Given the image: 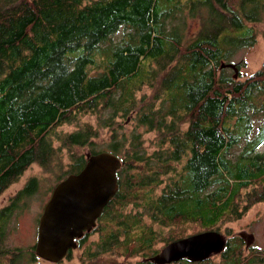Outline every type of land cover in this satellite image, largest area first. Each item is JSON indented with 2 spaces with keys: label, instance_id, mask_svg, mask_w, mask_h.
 <instances>
[{
  "label": "trees",
  "instance_id": "obj_1",
  "mask_svg": "<svg viewBox=\"0 0 264 264\" xmlns=\"http://www.w3.org/2000/svg\"><path fill=\"white\" fill-rule=\"evenodd\" d=\"M259 21L264 0H0V195L34 163L68 156L70 174L86 164V146L117 154L119 190L82 264L151 257L187 223L217 230L242 218L264 201V63L243 80L221 65L256 43ZM144 87L153 94L139 97ZM85 115L97 125L54 135ZM100 129L110 130L105 149L93 147ZM35 182L0 208V264L38 259L9 236ZM233 248L223 264H235Z\"/></svg>",
  "mask_w": 264,
  "mask_h": 264
},
{
  "label": "water",
  "instance_id": "obj_2",
  "mask_svg": "<svg viewBox=\"0 0 264 264\" xmlns=\"http://www.w3.org/2000/svg\"><path fill=\"white\" fill-rule=\"evenodd\" d=\"M237 65L223 62L221 67L232 68L237 78L240 71ZM85 157L86 164L80 171L68 174L55 185L39 218L34 252L45 261L59 263L71 250L77 249L78 240L96 227L105 207L119 190L117 172L123 161L117 154L103 150L87 152ZM238 235L247 248L255 240V235L248 231ZM227 241L219 230H204L167 243L147 261L153 264H171L184 259L202 262L222 253Z\"/></svg>",
  "mask_w": 264,
  "mask_h": 264
},
{
  "label": "rangeland",
  "instance_id": "obj_3",
  "mask_svg": "<svg viewBox=\"0 0 264 264\" xmlns=\"http://www.w3.org/2000/svg\"><path fill=\"white\" fill-rule=\"evenodd\" d=\"M176 14H181L177 12ZM192 25L189 26L190 31H194L198 28L197 23L190 20ZM251 25L255 28L257 34L256 43L247 48H243L239 50L232 59L228 62L239 63L242 64L239 74L241 75L239 79H246L247 76L251 75L258 69H260L264 63V21H259L255 23H251ZM121 36L117 35L116 38H120ZM99 69H92V73L98 72ZM228 71L231 74H234V70L232 68H228ZM154 90H150L148 87H144L143 91L138 92L139 97L146 94L148 96L152 95ZM130 120V119H129ZM90 122L94 126L97 125L96 116L95 115H85L81 116L80 123L77 122L73 124H64L62 126H58L53 130L54 135L60 133H68L75 131L78 129L81 123ZM129 122V121H127ZM131 123V122H130ZM128 125V124H126ZM132 128V124H130L129 129ZM110 130L109 129H100L99 136L94 139L93 147L97 149H105L108 144ZM155 134L145 133L146 138V146L149 150L154 149L153 139ZM55 146H60V140L55 138L54 141ZM90 145L86 146L78 150V152L87 153L90 151ZM261 151H264V145L260 148ZM65 162H62L58 159V155L53 159L52 164L48 167V169L43 168L38 163H34L31 165L26 172L21 176V178L13 183L2 195H0V208L8 205L12 198H15L17 193L26 186L30 182L32 178H36L37 182H35V189H33V193L28 197L25 196L18 202V209L16 210L13 221L10 222L16 225L15 230L10 232L11 238L10 241L13 242V245L24 246L27 248H31L35 246L37 240V231H38V222L39 218L42 214L43 208L51 196V193L55 187V185L65 178L68 174L65 173L68 171L66 165L69 163L68 156L64 158ZM100 219V218H99ZM98 219V221H99ZM198 224H188L185 226L183 230V234L180 237H176L175 239L185 237L190 234H194L202 230ZM221 231L228 239V244H234V248L231 251L240 252L235 259V264H244L247 261L245 259H253L252 264H264V201L256 202L249 209V211L240 219H236L233 221L226 222L222 224L221 227L216 228ZM205 230V229H203ZM241 231H248L255 235V240L253 244L247 248L245 241L238 235ZM100 237L99 231H93L91 235L88 236L87 242L83 246H78L77 249L71 250V255L66 257L63 261L56 264H82L86 258V251L88 248L93 247V243L97 241ZM227 244V245H228ZM166 243L163 240H160L155 249L158 251L165 246ZM243 256V258H242ZM148 257L138 256V257H122L115 255H105L103 259L113 260L114 262H118L121 264H137V261H146ZM212 264H223L222 256L220 254L213 255L210 257ZM240 260L237 262V260ZM97 260V259H96ZM208 260V259H207ZM222 261V262H221ZM145 263V262H144ZM35 264H55L48 261H45L41 258H38ZM171 264H182L181 262H173ZM191 264H197L195 262H191Z\"/></svg>",
  "mask_w": 264,
  "mask_h": 264
},
{
  "label": "flooded vegetation",
  "instance_id": "obj_4",
  "mask_svg": "<svg viewBox=\"0 0 264 264\" xmlns=\"http://www.w3.org/2000/svg\"><path fill=\"white\" fill-rule=\"evenodd\" d=\"M110 203V202H109ZM104 212V211H103ZM97 224H98V220H97ZM93 231V230H92ZM92 231H90L89 233H91ZM86 234H88V233H86ZM249 248V247H248ZM185 260V259H184ZM178 262H181V261H178Z\"/></svg>",
  "mask_w": 264,
  "mask_h": 264
}]
</instances>
